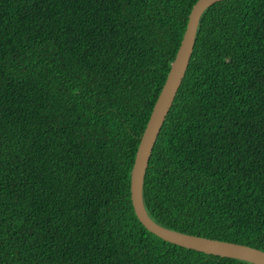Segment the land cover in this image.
<instances>
[{"label": "trees", "instance_id": "1", "mask_svg": "<svg viewBox=\"0 0 264 264\" xmlns=\"http://www.w3.org/2000/svg\"><path fill=\"white\" fill-rule=\"evenodd\" d=\"M196 0H0V264H252L146 230L135 151ZM142 197L264 251V0L205 9Z\"/></svg>", "mask_w": 264, "mask_h": 264}, {"label": "water", "instance_id": "2", "mask_svg": "<svg viewBox=\"0 0 264 264\" xmlns=\"http://www.w3.org/2000/svg\"><path fill=\"white\" fill-rule=\"evenodd\" d=\"M221 0H196L186 27L170 63L164 82L157 94L141 133L130 171L129 191L133 211L143 227L169 243L220 257L235 258L252 264H264V251L246 244L209 238L177 231L154 221L147 213L142 197L145 172L155 141L185 76L193 51L199 20L206 8Z\"/></svg>", "mask_w": 264, "mask_h": 264}]
</instances>
